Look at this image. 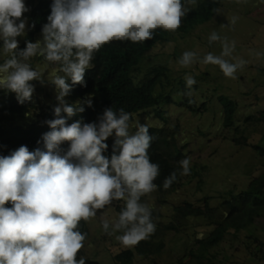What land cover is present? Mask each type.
Here are the masks:
<instances>
[{"label": "clouds", "instance_id": "clouds-1", "mask_svg": "<svg viewBox=\"0 0 264 264\" xmlns=\"http://www.w3.org/2000/svg\"><path fill=\"white\" fill-rule=\"evenodd\" d=\"M186 3L194 5L195 0ZM186 3L53 0L47 23L40 32L43 46L37 41L39 33L16 53L17 37L24 35L26 39L29 25L24 14L30 9L25 0H0V40L4 51L12 54L0 64V88L13 92L21 104L31 100L38 101L39 106L55 107L56 117L43 122L51 129L42 135L43 148L30 151L21 145L11 154L0 156V264H86L84 257L77 259L87 235L79 231L80 221H87L89 231V219L113 201L117 220L110 224L105 219L103 228L109 235L122 233L116 239L124 247L136 246L155 232L151 209L141 202V197L157 191L154 181L160 172L148 153L153 140L150 126L137 124V130L130 132L131 114L123 108L117 112L113 107L105 108L98 121L79 119L69 124L68 118L85 111L84 103L92 106L91 96L73 100L69 94L73 85L86 87L85 75L92 67L94 53L104 44L113 40L145 42L153 39L157 28L176 31L182 17L191 10ZM213 11L220 14L221 10ZM236 20L231 17L230 23L234 25ZM219 40L216 32L209 37V43ZM234 48L235 41L229 44L224 38L221 54L208 53L201 63L218 65L226 77L235 78L246 61L238 59L233 63L225 59ZM38 52L45 58H39L41 61L61 64L66 74L59 76L55 67L57 76L49 80L56 86L58 105L32 97V81L44 82L42 74L27 62ZM196 60L195 52L185 51L178 63L188 67ZM185 81L189 90L186 94L191 96L196 81L191 75H186ZM62 112L67 115L62 116ZM33 115L34 112L27 113L32 120ZM113 136L109 156L105 154L109 148L106 141ZM65 141L69 142L67 150L61 147ZM179 163L180 175L189 174L190 158ZM176 179L174 171L165 178L163 187L169 188ZM9 202L11 207L6 206ZM123 203L119 214L117 205Z\"/></svg>", "mask_w": 264, "mask_h": 264}, {"label": "trees", "instance_id": "trees-1", "mask_svg": "<svg viewBox=\"0 0 264 264\" xmlns=\"http://www.w3.org/2000/svg\"><path fill=\"white\" fill-rule=\"evenodd\" d=\"M222 1L196 0L193 7H189L191 10L182 17L181 26L174 32L157 28L153 39L145 42L113 40L104 44L94 53L92 67L85 75L86 87L73 85L69 94L73 100L85 98L86 95L92 99L91 107L84 103V112L68 118L69 124L79 119L83 122L98 121V117L108 107H113L117 112L123 108L130 113L129 123L133 115L140 112H152L164 122L163 126L148 127L150 135L153 136L148 153L151 161L157 163L160 168L159 176L154 183L157 185V202L162 205L169 202L168 195L181 188L184 178L189 182L197 179L196 187L198 191H202L205 174L208 171L207 164L193 163L188 146L179 141L180 125L178 123L170 125L164 107L178 103L195 113L205 114L208 113L209 100L198 104L192 96H188L186 93L189 90L185 81L187 70L171 66V58L169 60L154 58L151 52L156 46L167 44L171 39L186 35L197 26L210 21L217 14L213 9H219ZM25 3L30 9L24 14L29 29L26 30L25 40L24 35L17 37L19 46L16 53L26 47L31 37L34 40L36 35L42 32V26L47 23V17L51 12L53 0H25ZM33 24L35 26L31 27ZM0 46H3V40ZM11 55L7 59L11 58ZM39 58L45 59L40 54ZM33 64L34 61H31L30 65ZM55 65L59 76L61 73L66 76L61 70V64L55 62ZM32 68L35 69L34 66ZM194 79L196 83L191 91L199 87L196 77ZM218 89L215 87L214 90L218 95L217 102L222 106L223 129L228 132L223 134L224 139L238 147H251L259 157H264V109L258 114H248L239 120L237 119L239 101L227 93L221 91L218 93ZM12 93L0 88V156L11 154L21 145H26L30 151L38 147L43 148L42 135L51 130L43 122L56 118L55 107L39 106L38 101L31 100L21 104ZM29 112H34L33 120L27 116ZM61 115L67 114L62 112ZM256 134L259 138L257 142L252 143L251 139ZM113 141L114 137H109L106 141L109 145L106 155H111ZM61 147L67 150L69 142L65 141ZM184 158H190V172L187 175H180L182 166L179 162ZM174 171L177 173V179L165 189L163 182ZM215 198L219 199L216 205L212 202ZM141 202L146 203L151 209L156 230L138 245L119 250L114 254L112 264H134L136 255L158 257L156 254L164 252L167 248V234L170 232L184 234L191 225H194L191 218L206 219L212 229L207 235L196 236L193 247L185 246L180 257L178 256V264H227L228 260L220 257L224 252H219L217 248L226 250L229 245L228 237L232 231L239 233L245 230V235L249 237L247 242L256 243L254 248H259L257 252L258 250L255 251L251 245L248 246L253 261L257 263V259L264 258V241L258 235L262 230L256 225L257 220L264 218V168L251 178L244 189L227 187L216 195L206 194L197 201L184 200L175 204L167 220L144 196L141 197ZM6 206L11 207V203ZM123 206L124 203L117 205L119 214ZM79 231L87 234L85 242L89 233L87 221H80ZM81 257L86 259V264H102L97 257L84 255L82 250L78 252L77 259Z\"/></svg>", "mask_w": 264, "mask_h": 264}, {"label": "rangeland", "instance_id": "rangeland-1", "mask_svg": "<svg viewBox=\"0 0 264 264\" xmlns=\"http://www.w3.org/2000/svg\"><path fill=\"white\" fill-rule=\"evenodd\" d=\"M184 2L186 3V0ZM186 6L193 7L187 3ZM219 9L220 14H216L210 21L197 26L186 35L171 39L167 44L156 46L151 52L154 58L168 60L171 58V66L187 70L188 75L196 77L199 87L191 92V96L198 104L209 100L208 113L205 114L195 113L176 103L164 108L170 125L177 123L180 125L178 138L188 146L192 161L208 165L202 191H198L196 187L197 179L189 182L184 178L181 188L168 195L169 204H159L155 190L144 196L150 205L163 213L165 220L168 219L175 204L184 200L197 201L206 194L216 195L227 187L244 189L253 175H257L264 168V157H259L251 147H238L224 139L223 134L228 132L223 129L222 106L217 102L218 95L214 90L218 87V93H227L239 101L237 112L239 120L248 114H258L264 109V0H223ZM231 17H237L234 25L230 23ZM213 32H216L221 40L209 43V37ZM224 38H227L229 44L235 41L231 56L225 59L233 63L238 59L246 61V64L236 71L235 78L226 77L218 65L201 63L208 53L221 54ZM42 39L40 33L37 41L41 42V46ZM185 51L197 54L196 62L188 67L178 63ZM10 54L0 46V64H3ZM38 55L39 52L27 61L29 64L34 61L31 66L42 74L44 81L43 83L40 80L32 81L35 86L32 97L44 101L45 104L58 105L56 86L49 81L57 76L56 66L52 62L41 61ZM137 124L163 126L164 122L150 112H141L135 114L134 120L129 123L130 132L134 133L137 130ZM258 138L257 134L254 135L251 142H257ZM218 201V198L212 199L214 205ZM115 202L98 210L97 215L89 219L90 237L83 243L84 254L97 257L102 264H112L114 254L126 248L116 239L122 233L109 235L103 228L105 219L110 224L117 220ZM191 221L194 225H191L184 234L174 232L167 234V248L164 252L156 254L158 257L136 255L134 264H178V256L184 251L185 246L193 247L196 236L207 235L212 229L204 218H191ZM256 225L262 230L258 235L264 241V218L257 220ZM245 233L246 230L239 233L232 231L228 237L227 249L217 248L219 252H224L220 257L222 259L225 257L228 260L227 264H264V258L257 259V263L253 261L248 246L254 248L256 243L249 244L247 242L249 237ZM254 249L256 251L259 248Z\"/></svg>", "mask_w": 264, "mask_h": 264}]
</instances>
